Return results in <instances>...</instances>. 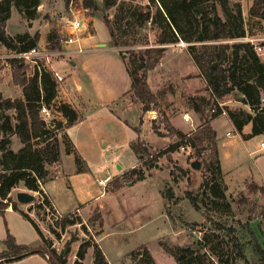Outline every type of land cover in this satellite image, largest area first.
Here are the masks:
<instances>
[{
	"label": "rangeland",
	"instance_id": "1",
	"mask_svg": "<svg viewBox=\"0 0 264 264\" xmlns=\"http://www.w3.org/2000/svg\"><path fill=\"white\" fill-rule=\"evenodd\" d=\"M43 1L42 3L46 5L39 6L37 10L41 11L32 19L26 17L14 6L13 16L10 17V21L8 20L9 23L7 21V34L15 37L25 32L32 35L39 32L38 46L55 47L59 45V35L66 31L69 21L79 18L83 22L86 16L90 19L89 21L86 19L89 22L90 31H94V26H91L93 23L91 17H103L104 14L101 11L86 8L84 0H74L72 3L70 0L68 4L65 0ZM253 1L203 0V5L208 9L215 2L219 14L224 19L231 18L236 22V26L238 15L242 16L246 36L219 42L233 44L255 39L264 43V19L250 13ZM96 2L101 7L103 6V0H96ZM135 4L143 11L150 12L152 16L156 15L157 9L150 5V0H136ZM107 14L112 17L114 9L109 10ZM159 24L151 22L142 29L131 30L128 34L130 45L116 47L117 51L122 57H126L132 50L143 53L149 47L160 46L157 43L162 31ZM96 25L98 39L108 41L109 31L105 22L97 18ZM184 29L188 36L200 34L197 28L190 30L189 27H184ZM134 31L136 32L133 34ZM51 32L57 35L54 40L56 44L48 40ZM42 34L43 40L41 41ZM190 43L180 37L177 43L165 46L166 50L157 65L140 71V74H144L149 89L154 94V98L149 103L150 110H144L145 104L136 97L133 91H128L114 106L116 112L124 113L131 120L133 119L135 129L139 131V137L134 141L141 142L142 146L149 149L151 154H147L149 160L155 158L154 166H147L144 161H140L137 165L138 169L145 170L146 175L142 180H135L136 176L124 177L121 173L103 188L98 183V179L105 177L106 172L102 171L100 174L91 171L71 173L74 161L64 155L62 160L57 161L60 162L58 167L57 164L53 165L56 166L55 168L49 167V176L45 181V186L51 197L43 188H41L42 193L34 191L25 187L23 182L11 191L12 202L17 204L19 210L25 211L37 221L46 238L52 241L53 248L61 251L65 246H70L71 251L67 255V264H74L77 252L84 242L97 243L111 264L146 263L147 254L154 260V264H176L175 258L164 248L165 244L193 246L197 240L204 238L208 233L211 239L210 246L217 247V238L213 232L221 239H229V236L225 235V230L218 229L221 226L225 229L232 226L244 229L250 224L254 230L258 231L260 236L258 239L264 247V233L259 228L260 224L264 227L262 215L264 190L251 188L252 182L258 184L257 182L264 180V150L260 149L264 134L254 135L245 143L233 142V139L239 140V136L233 129L229 116H217L219 118L215 124L219 131L221 147L218 146V148L221 151H219L220 156H223L222 166L226 170L223 171V181L227 188L225 200L213 195L208 187L204 186V181L207 177L210 178L211 174L205 167L204 159L194 155L195 149L192 145L185 146L184 149L180 146L176 150L160 153L178 141V136L168 130L169 125L184 133H192L203 124L204 117H209L213 113L211 109L217 105L218 101L223 102L228 109H244L253 114L256 113L253 108L244 103L242 94L238 90H233L222 97L211 93L206 79L189 53ZM0 45L3 44L0 42ZM14 52L15 50L6 47L1 52L3 54L0 53L3 55L2 59L11 67L12 74L15 66H13L11 54ZM63 58L58 57L54 63L64 62ZM15 64L19 63L15 62ZM228 64L229 61H227ZM28 67L29 65L24 64L21 71L25 77H28L27 73H30L27 72L30 71ZM62 73L65 72L62 70ZM8 81L9 78L7 81L4 77L0 78V89L4 94L12 95L10 96L12 98L21 96V92ZM190 97L195 98L191 100V103L201 105L204 116L192 109ZM185 114H189L191 118L193 116L192 121H186ZM59 123H62L63 127L56 129ZM64 126L63 120L56 119V130L52 138H49V140L58 138L60 159L62 151L73 153V155L75 154L73 151H76L72 150L66 141ZM230 129L235 134L233 139L225 135ZM2 136L3 134L0 135V139ZM8 136L11 140L8 147L17 151L19 146H23L18 135L8 134ZM211 153L210 150L207 152V154ZM127 156L134 158L131 154ZM124 161L121 160L120 163L126 166ZM194 161L200 163L199 168L193 166ZM117 171H119L117 165H112L110 172L116 174ZM19 191L35 194L34 201L19 202L17 199ZM188 194L197 200L198 207L194 206ZM45 196L50 200V205L44 201ZM6 200L8 202V199ZM39 204L43 207L40 208ZM65 216H80L82 221L62 229L61 224L57 222ZM50 226L56 228L61 237H57ZM8 233L13 235L18 243L30 247L43 245V240L34 225L19 211L5 212L4 216L0 214V251L6 249L5 239ZM238 235L242 233L238 232ZM93 249V246L89 247L85 264H92ZM247 252L249 260L253 263L252 251L248 249ZM4 264L50 263L44 255L34 253Z\"/></svg>",
	"mask_w": 264,
	"mask_h": 264
},
{
	"label": "trees",
	"instance_id": "2",
	"mask_svg": "<svg viewBox=\"0 0 264 264\" xmlns=\"http://www.w3.org/2000/svg\"><path fill=\"white\" fill-rule=\"evenodd\" d=\"M135 1L103 0L101 7L96 0H84V5L88 9L104 13V22L114 47L130 45L128 34L131 30L136 29L137 31L138 28L142 29L151 22L160 23L162 31L157 40L160 46L149 47L143 53L132 50L128 56L123 57L131 77L129 91H133L136 97L145 104L144 110H150L149 103L154 98V94L149 89L144 74H140V71L157 65L166 50L165 46L177 43L181 37L191 42L188 47L189 53L214 96L222 97L233 90H238L242 94L244 103L256 111L253 114L244 109L227 108L228 116L236 130L243 133L244 127L251 123L250 136L264 134V108L259 109L261 95L264 93V61L259 58L250 42L233 44L219 42L246 36L241 14H237L238 24L236 26V22L231 18L224 19L219 14L215 2L208 9L203 5V0H150V5L157 9L156 15L152 16L150 12H145L136 5ZM65 2L68 4L70 0H65ZM40 4L41 0H0V42L4 46L21 52L29 51L39 45V32L34 35L25 32L12 37L7 34L6 26L12 16L14 6L26 17L32 19L37 16ZM112 8L114 14L110 17L107 12ZM250 13L264 19V0H254ZM184 27H189L190 30L197 28L200 34L188 36ZM56 36V33L51 32L48 40L56 44L54 43ZM12 61L15 66L13 80L22 86L24 97H5L0 92V135L3 134L0 139V214L4 216L6 209L11 205L34 225L43 240V245L30 247L18 243L15 237L8 233L5 239L6 249L0 251V264L19 260L34 253L44 255L50 264H67V255L71 251L70 246H65L61 251L53 248L52 241L46 238L37 221L25 211L19 210L17 204L12 202L10 195L11 191L21 182L25 187L42 193L39 181L44 183L49 176L48 166L60 160V142L57 137L49 140L54 130L47 126L39 114L42 101L49 105L56 98V83L45 71L41 75V82H39L38 74L30 78L25 77L21 72L24 67L23 63L15 64L17 62L15 59ZM227 61H229L228 65ZM41 90L44 91L43 100ZM190 98L191 103V100L195 98ZM191 104L194 111L204 116L200 104L193 102ZM58 109L67 118V126L75 123L81 116L79 111L69 103H61ZM10 111H14L15 114ZM219 115V112H216L209 117H204L203 124L189 134L169 125L168 130L178 136V141L160 153L176 150L183 145H192L195 149L194 155L204 159L205 167L211 174V177H207L204 181V186L208 187L213 195L225 200L227 188L223 181L217 132L212 125V121ZM61 127L62 123H59L57 128ZM8 134L18 135L23 143L19 150L8 147L11 142ZM131 147L147 166H154L155 158L152 156L153 160L148 159L149 149L142 146L141 142L132 141ZM209 150L211 154H207ZM74 153L77 172L89 171L87 162L78 152L74 151ZM123 175L129 178L136 176L135 180H142L146 174L145 170L134 167ZM251 188L263 191L264 184L259 186L256 182H252ZM188 196L194 206L198 207L197 200L191 194ZM44 201L51 204L47 196ZM39 207L42 208L43 205L39 204ZM262 215L264 217V212ZM81 221L80 216H65L57 223L65 229L68 225ZM259 228L264 233L263 224H260ZM50 229L57 237H61L56 228L50 226ZM218 229L225 230V235L229 236V239H221L213 232L217 238V247L210 246V234L207 233L193 246L165 244L164 248L175 258L176 264H264V247L250 224L244 229L233 226L227 229L221 226ZM238 232L242 235H238ZM91 246L94 247L92 264H111L103 249L97 243L90 242L81 244L74 264H85L86 254ZM248 249L252 251L253 263L248 258ZM147 257L146 263L154 264L149 254Z\"/></svg>",
	"mask_w": 264,
	"mask_h": 264
},
{
	"label": "crops",
	"instance_id": "3",
	"mask_svg": "<svg viewBox=\"0 0 264 264\" xmlns=\"http://www.w3.org/2000/svg\"><path fill=\"white\" fill-rule=\"evenodd\" d=\"M42 2L44 3L41 0L40 6L43 7L46 4ZM91 18V22H93L91 26H94V31H90L88 24L90 19H87L86 16L79 30L84 51L78 52L71 50L72 52L68 56H64L66 58L62 57L64 62L62 61L60 63L57 61L54 63L61 73L62 70L65 72L62 74L66 78L64 89L58 93V96L65 102L71 104L81 115L75 123L67 126L65 129L70 148L76 150L87 162L90 168L89 171L96 174H100L102 171L106 172L107 175L112 174L110 172L111 166L117 165L119 171L116 174H112L116 176L121 173L124 174L130 168L137 167L141 161V157L131 147V142L139 137V131L135 129L133 119L131 120L124 113L116 112V108H114L131 89V77L124 58L117 51L116 47L112 46L110 34L108 41H101L97 37L96 19H102L104 22V18L102 16H92ZM42 40L43 34L41 36ZM71 46L75 48L77 44H72ZM5 48L4 45H0L1 52ZM1 54L0 78L4 77L6 81L9 78L8 82L13 83L14 87L21 92V96L19 97L23 98V89L14 82L11 67L8 62L2 59L3 55ZM0 92L6 97L12 96L4 94L2 89H0ZM219 117L212 121V125L217 132V142L219 148H221L219 144V131L215 124ZM231 124L237 132L239 140L233 139L235 134L231 129L227 130L225 135L233 139V142L245 143L252 137L250 136L252 131L251 123L244 127L243 133H239L236 130L232 121ZM20 147L22 146H19V149ZM130 154L134 158L127 156ZM64 155L66 158L69 157V159L74 161L71 173L77 172L73 153H63L62 151L60 160H62ZM121 160L124 161L126 166L120 163ZM220 160L222 165L223 156H220ZM59 163L55 162L49 165L48 168L54 164H57L58 167ZM222 169L226 171L223 166ZM257 183L263 185L264 180L263 182ZM42 185L51 197L45 186V182ZM56 207L58 206L56 205ZM6 212H15V210L10 206L6 209ZM255 231L258 238H260L258 231L256 229Z\"/></svg>",
	"mask_w": 264,
	"mask_h": 264
},
{
	"label": "built area",
	"instance_id": "4",
	"mask_svg": "<svg viewBox=\"0 0 264 264\" xmlns=\"http://www.w3.org/2000/svg\"><path fill=\"white\" fill-rule=\"evenodd\" d=\"M74 2V0L71 1V3ZM83 22L79 18H75L71 21H69V25L66 28V31L59 35V45L55 47H34L30 49L29 51H21V52H14L11 54V57L15 60H17V63L19 64H27L29 65L28 68H30L29 74L27 73L28 78L35 76L38 74L39 82H41V75L43 72H48L52 79L56 83V90H57V96L52 101L51 104H47L44 101L41 102L39 107V114L40 117L46 122L47 126L49 128L55 129L56 125V119L63 120V123L67 127V118L63 115V113L58 109V106L61 103H68L65 102L63 99H61L58 96V93H60L64 89V83H65V76L56 68L54 64V60H56L58 57H64L69 55L73 51L83 52L84 48L81 44V35L79 33V30L82 26ZM253 46L254 50L259 56V58L264 61V43L258 42L255 39L248 40ZM72 44H77L75 48H72ZM42 91V100L44 99V91ZM55 108V109H54ZM264 108V94L261 95V102L259 109ZM54 110V112L52 111ZM211 111L213 113L219 112L220 115H228V110L226 106L223 104V102L218 101L217 105L212 107ZM57 116H56V115ZM186 121H192V118L189 116V114H185ZM64 126V128H66ZM63 127V126H62ZM186 147H190L189 144L183 145L182 148L184 149ZM261 150H264V141L261 142ZM54 176V175H53ZM58 176V175H57ZM115 176L112 174H108L103 178L98 179V183L103 187H107L113 180ZM41 187L44 189L42 182L39 181ZM46 193V192H45ZM79 211V209L77 210ZM57 213L61 215V213L57 210ZM62 217V215H61Z\"/></svg>",
	"mask_w": 264,
	"mask_h": 264
},
{
	"label": "water",
	"instance_id": "5",
	"mask_svg": "<svg viewBox=\"0 0 264 264\" xmlns=\"http://www.w3.org/2000/svg\"><path fill=\"white\" fill-rule=\"evenodd\" d=\"M193 166L199 168L200 163L198 161H194ZM17 199L21 203L32 202L35 199V194L26 191H19L17 192Z\"/></svg>",
	"mask_w": 264,
	"mask_h": 264
}]
</instances>
